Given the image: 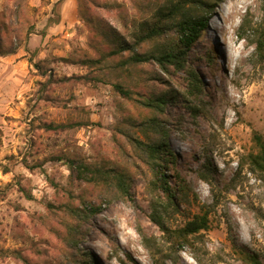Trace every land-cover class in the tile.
I'll return each instance as SVG.
<instances>
[{
    "label": "rangeland",
    "instance_id": "1",
    "mask_svg": "<svg viewBox=\"0 0 264 264\" xmlns=\"http://www.w3.org/2000/svg\"><path fill=\"white\" fill-rule=\"evenodd\" d=\"M182 1L208 18L189 51L200 95L189 94L185 73L170 77L155 63L74 62L118 47L117 39L132 42ZM56 11L61 21L49 25ZM0 31V162L11 168L0 169V264H76L65 205L83 200L100 206L78 245L91 264H154L139 226L156 239L154 250L172 253L167 264H199L196 255L251 264L242 249L264 262V177L249 164L255 136L264 141V0H0ZM168 87L180 98L168 109L173 158L163 171L178 208L160 206L159 222L154 199L166 196L149 193L152 172L136 160L134 138L153 135L140 124L153 114L142 101ZM95 169L132 175V200L109 203ZM206 209L202 238L179 246L173 233Z\"/></svg>",
    "mask_w": 264,
    "mask_h": 264
},
{
    "label": "trees",
    "instance_id": "2",
    "mask_svg": "<svg viewBox=\"0 0 264 264\" xmlns=\"http://www.w3.org/2000/svg\"><path fill=\"white\" fill-rule=\"evenodd\" d=\"M201 3L197 4V6L202 7L205 4L203 1ZM185 6L186 1H182L167 10H161L159 16L153 20L152 24H146L132 42H123L117 39V42H121L118 47H113L106 53L101 52L99 57L84 55L74 62L93 66L104 63L109 57L119 56L117 62L120 66L144 62L155 63L162 72L170 77L178 76L180 72L185 73L183 80L188 82L190 86L189 94L200 95L202 93V85L199 75L189 63V51L206 31L208 18L203 14H198L195 10L186 9ZM178 15L181 17L178 18ZM60 21L61 12L56 11L55 16L50 17L48 24L59 23ZM106 31L110 36L116 35L110 28H107ZM149 41H153L154 44L145 49L144 46ZM36 66L38 69L42 68L39 64ZM42 74H44V71ZM155 78L156 80L158 79V82L160 81V84L169 82V79H165L159 74ZM116 87L122 89L120 83H117ZM179 98L180 94L178 90L168 87L167 90H162L156 95H148L143 99V104L151 108L153 114L149 118L142 119L140 124L150 130L153 135H151L148 141L134 138L135 145L138 148L136 160L145 163L152 172L148 181L144 179L147 183V188H151L149 189V193L152 196H157V193L161 190L166 196L164 203L154 199V203H156L152 216L155 220H159L158 210L160 206L166 207L167 205H171L175 209L178 208L177 201L175 200L176 190L170 186L167 179L168 175L163 171V168L165 164L172 162L171 159L173 158L169 143V136L173 131L169 127L170 116L168 115V109L170 106L176 105ZM70 126H73V123H45V127L50 130ZM255 138L259 145V151L249 155V164L264 177V141L260 135H256ZM0 169L3 172L11 171L9 165L1 162ZM92 174L95 176L96 181L101 182V193L109 203L115 200L123 202L132 200L135 194L132 183L134 178L132 175H125V173L118 171L106 173V171L101 169L93 170ZM65 207H68L67 211L71 218L66 227V241L73 248L76 264H91L92 253L81 251L78 245L82 240L87 238L91 228V216L100 209V206L91 203L89 200L88 202L83 200L79 203L67 202ZM208 227L209 218L208 210L206 209L205 212L198 213L186 221L185 225L177 229L173 235L179 246L188 245L194 247L196 242H199L202 238V231ZM138 228L143 244L151 251L154 264H167V260L172 258V253L167 250L165 251L162 247H155L154 250V246L157 245L156 239L149 237L140 226ZM154 241L156 244L153 243ZM1 250L3 249L1 248ZM4 250L6 251L7 249ZM242 250L247 255L251 264H264L254 253L246 249ZM16 252L15 250L12 251L14 255H16ZM196 258L199 264H205L198 255H196Z\"/></svg>",
    "mask_w": 264,
    "mask_h": 264
},
{
    "label": "bare ground",
    "instance_id": "3",
    "mask_svg": "<svg viewBox=\"0 0 264 264\" xmlns=\"http://www.w3.org/2000/svg\"><path fill=\"white\" fill-rule=\"evenodd\" d=\"M232 62H234V58H232V60H231Z\"/></svg>",
    "mask_w": 264,
    "mask_h": 264
}]
</instances>
